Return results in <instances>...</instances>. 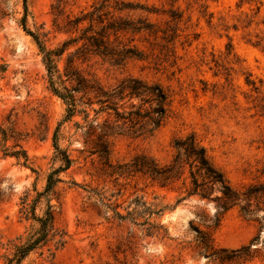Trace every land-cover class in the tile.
<instances>
[{
  "label": "rangeland",
  "instance_id": "obj_1",
  "mask_svg": "<svg viewBox=\"0 0 264 264\" xmlns=\"http://www.w3.org/2000/svg\"><path fill=\"white\" fill-rule=\"evenodd\" d=\"M96 1L0 0V264H17L18 248L39 236L37 219L50 207L54 220L46 237L19 264H264V233L242 259L221 261L223 250L247 247L258 236L262 224L255 218L238 209L220 217L213 203L198 199L177 204L180 183L162 189L142 173H123L141 155L168 163L173 139L193 132L233 187L263 177L264 0H127L154 11L148 18L159 33L133 43L144 59L116 65L91 55L75 58L74 68L105 89L129 76L161 83L171 115L152 136L106 138L109 164L99 153L100 130L87 134L84 114L63 122L66 106L51 89L44 53L26 31L48 50L58 49L77 35L64 31L67 17ZM77 48L58 61L64 80ZM76 96L78 110L86 108L95 119L83 92ZM107 117L98 115V122ZM55 142L72 163L56 176L50 194L39 196L63 164ZM4 148L26 151L28 161L5 156ZM143 202L162 214L149 217ZM218 217V227L209 228ZM149 223L168 232L155 228L151 234ZM198 229L212 233L213 252L200 246Z\"/></svg>",
  "mask_w": 264,
  "mask_h": 264
},
{
  "label": "trees",
  "instance_id": "obj_2",
  "mask_svg": "<svg viewBox=\"0 0 264 264\" xmlns=\"http://www.w3.org/2000/svg\"><path fill=\"white\" fill-rule=\"evenodd\" d=\"M152 13L154 11L151 8L139 2L97 0L90 8L67 17L64 31L77 35L66 40L60 48L53 50H48L37 34L26 30L44 53V63L49 72L53 93L66 106L63 122L71 121L78 113L84 114L86 133L93 136L97 134V130H100L97 134L98 139L102 142V149L99 153L106 159L107 164L111 162L108 143L105 139L112 135L126 133L135 136L154 135L171 115V98L161 83L150 82L147 79L134 76L126 77L115 86L105 89L98 82L86 78L75 69L74 61L75 58L87 59L91 55L107 58L116 65H122L130 59H144L143 50L133 43L136 37L142 34L151 36L159 33L155 24L149 21L148 15ZM72 46H78V48L68 58L65 73L67 79L64 80L58 67V61ZM67 82L73 84L68 86ZM79 92H83V97H87V106L95 112L97 116L95 119L90 120V112L86 108L78 110L79 103L76 93ZM95 103L100 106L99 109L93 108ZM103 113H106L108 117L103 123H99L98 115ZM61 124H59L56 133ZM2 133L3 140L6 141L7 136L5 132ZM55 147L63 164L49 174L45 192L39 193V196L50 194L56 182L60 180L56 176L60 172L68 170L72 163L69 155L61 150L56 142ZM172 147L174 155L168 163L162 164L152 156L141 155L136 157L131 164H127L123 173H142L147 180L162 189L180 183L177 204L186 200L198 199L205 203H213L220 217L233 209H238L245 217L255 218L262 224L258 236L247 247L231 252L223 250L226 254L221 257L223 262L242 259L244 255H247L251 245L260 241L261 233H264V171L263 177L237 189L216 167L208 149L195 133L191 132L175 137ZM2 151L5 156L23 158L25 163L28 161V155L24 150L10 151V149L4 148ZM142 206L143 212L149 217L163 212V210L154 211L150 206H147L146 202H143ZM50 209L51 207L44 218L37 219L41 223L39 236L18 248L15 255L17 264L46 237L47 227L54 220ZM24 211L28 212L26 202ZM117 216L123 219L119 212H117ZM220 217L208 227L217 228ZM155 228L168 232L162 225L158 227L150 224L149 233L153 234ZM198 236L204 252H213L212 233L198 229ZM261 246H264V239Z\"/></svg>",
  "mask_w": 264,
  "mask_h": 264
}]
</instances>
